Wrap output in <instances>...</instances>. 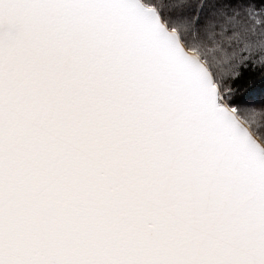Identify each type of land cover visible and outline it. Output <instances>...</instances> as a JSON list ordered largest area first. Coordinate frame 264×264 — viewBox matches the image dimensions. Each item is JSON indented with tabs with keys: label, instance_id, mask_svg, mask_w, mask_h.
<instances>
[{
	"label": "snow or ice",
	"instance_id": "6c2138e0",
	"mask_svg": "<svg viewBox=\"0 0 264 264\" xmlns=\"http://www.w3.org/2000/svg\"><path fill=\"white\" fill-rule=\"evenodd\" d=\"M0 264H264V0H0Z\"/></svg>",
	"mask_w": 264,
	"mask_h": 264
},
{
	"label": "trees",
	"instance_id": "16d2710c",
	"mask_svg": "<svg viewBox=\"0 0 264 264\" xmlns=\"http://www.w3.org/2000/svg\"><path fill=\"white\" fill-rule=\"evenodd\" d=\"M251 2H255V0H251Z\"/></svg>",
	"mask_w": 264,
	"mask_h": 264
}]
</instances>
